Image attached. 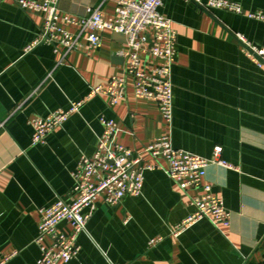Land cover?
Wrapping results in <instances>:
<instances>
[{"label":"crops","instance_id":"obj_1","mask_svg":"<svg viewBox=\"0 0 264 264\" xmlns=\"http://www.w3.org/2000/svg\"><path fill=\"white\" fill-rule=\"evenodd\" d=\"M225 1L240 12L194 0H165L160 8L177 33L171 127L157 103L136 98L128 81L124 101L112 107L93 96L43 144L32 145L30 118L68 110L93 87L124 74L126 39L103 31L97 51L84 45L62 58L40 42L41 14L0 0V256L6 264H37L39 211L71 199L75 167L95 154L102 118L116 122L115 143L135 152L166 135L177 150L207 159L219 152L227 166L209 165L204 183L223 200L229 223L203 218L176 233L195 212L192 197L204 191L182 192L164 162L145 157V165L159 167L144 172L140 194L116 206L97 199L86 231L77 235V257L59 264H264V64L240 41L264 49V22L251 17L264 15V0ZM116 6L115 0H60L59 10L79 17L96 8L110 18ZM60 230L71 232L65 225ZM152 240L158 242L150 246Z\"/></svg>","mask_w":264,"mask_h":264},{"label":"built area","instance_id":"obj_2","mask_svg":"<svg viewBox=\"0 0 264 264\" xmlns=\"http://www.w3.org/2000/svg\"><path fill=\"white\" fill-rule=\"evenodd\" d=\"M13 2L26 13L41 14L44 18L40 42L48 43L57 54L63 57L71 51H78L84 45L88 52L97 51L101 45L103 31L118 33L125 37L127 50L123 56L125 70L122 76H114L93 87L81 101L71 104L68 110H56L47 117H32V145L43 144L47 135L59 128L68 117L77 113L93 96H103L114 107L124 101L128 81L133 84L134 96L143 100H154L159 115L165 125L171 127L173 116L172 68L177 56V33L171 21L160 14L165 0H115L113 17L106 18L98 9L88 8L85 16L75 17L60 12V0H7ZM208 9H222L239 13L240 8L225 0H208L202 3ZM264 22V15H251ZM152 32L151 37L146 31ZM242 46L249 56L260 66L264 64V49L248 45L240 38ZM30 48V47H29ZM28 48V49H29ZM102 133L99 136L95 154L82 157L73 173L74 188L71 199L57 200L50 207L40 209V223L35 243L41 251L37 264H59L77 257L80 247L77 235L86 231L88 218L95 209V201L101 196L110 206H116L126 197L138 196L142 189L144 172L158 168L159 165H145V157L165 164L169 179L182 191L203 190L200 197H192L195 212L178 225L176 233L187 226L209 218L215 225H227L229 217L221 197L214 195L204 183L209 165L227 164L218 154L211 159L199 157L187 151L174 149L171 136L161 137L139 152L132 151L115 143L116 122L102 118ZM4 122L0 121V128ZM84 209L89 212L83 215ZM71 228L65 235L60 226ZM51 240L50 247L44 242ZM152 240L150 246L157 243ZM8 258L0 256V264H6Z\"/></svg>","mask_w":264,"mask_h":264}]
</instances>
